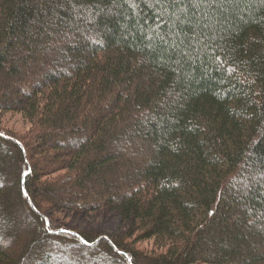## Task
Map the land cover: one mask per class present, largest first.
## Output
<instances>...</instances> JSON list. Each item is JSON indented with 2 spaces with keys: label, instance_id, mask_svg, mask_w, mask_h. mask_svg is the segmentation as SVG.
<instances>
[{
  "label": "trees",
  "instance_id": "1",
  "mask_svg": "<svg viewBox=\"0 0 264 264\" xmlns=\"http://www.w3.org/2000/svg\"><path fill=\"white\" fill-rule=\"evenodd\" d=\"M6 113L0 264H264V0H0Z\"/></svg>",
  "mask_w": 264,
  "mask_h": 264
},
{
  "label": "rangeland",
  "instance_id": "2",
  "mask_svg": "<svg viewBox=\"0 0 264 264\" xmlns=\"http://www.w3.org/2000/svg\"><path fill=\"white\" fill-rule=\"evenodd\" d=\"M0 125L10 130L11 132H24L29 129V124L25 121V119L20 114L16 113L2 114V116L0 117ZM49 217L54 222L55 226H60L67 229L73 228L79 230L85 228V226H87L89 223L98 225V228L101 225H107L109 223L111 224V227H118V220L111 216V214L109 215V213H105L104 210L93 211L82 215L81 213L67 212L65 210L55 209L51 212V215ZM106 225L105 228L107 229ZM4 243L8 244V242L6 241L3 242V244ZM138 246L146 250L151 249L153 248V242L143 241Z\"/></svg>",
  "mask_w": 264,
  "mask_h": 264
},
{
  "label": "water",
  "instance_id": "3",
  "mask_svg": "<svg viewBox=\"0 0 264 264\" xmlns=\"http://www.w3.org/2000/svg\"><path fill=\"white\" fill-rule=\"evenodd\" d=\"M25 175H26V173L24 174V177H25ZM24 193H25V196H26V198H27V200H29L30 201V198H29V196H28V194H27V192H26V190L24 189ZM46 222H47V226H48V229L49 230H51V227H50V221H49V219L48 218H46ZM67 231V232H71L70 230H68V229H65V228H63V229H60V230H57V231Z\"/></svg>",
  "mask_w": 264,
  "mask_h": 264
}]
</instances>
